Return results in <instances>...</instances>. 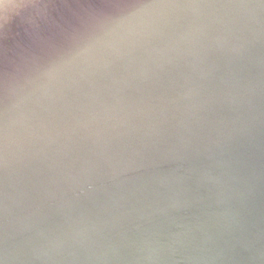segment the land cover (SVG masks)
Returning <instances> with one entry per match:
<instances>
[{
    "label": "water",
    "instance_id": "obj_1",
    "mask_svg": "<svg viewBox=\"0 0 264 264\" xmlns=\"http://www.w3.org/2000/svg\"><path fill=\"white\" fill-rule=\"evenodd\" d=\"M0 264H264V0H0Z\"/></svg>",
    "mask_w": 264,
    "mask_h": 264
}]
</instances>
